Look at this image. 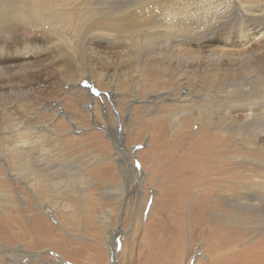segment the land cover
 Segmentation results:
<instances>
[{"label":"rangeland","instance_id":"1","mask_svg":"<svg viewBox=\"0 0 264 264\" xmlns=\"http://www.w3.org/2000/svg\"><path fill=\"white\" fill-rule=\"evenodd\" d=\"M147 1L74 0L59 10L62 15L55 10L61 7H55L52 18L40 20L35 16L31 24L13 22L10 17L0 19V264H19L14 261L19 259L28 264H98L97 255L101 253L104 264H111L113 258L107 256L103 239L114 228L119 230L115 248L119 256L127 255V260L120 257V262L114 255V264H229V258H235L238 264H264V259L260 262L251 254L259 244L264 250V224L257 227L259 221L254 220L236 224L218 216L228 210L218 198L227 185L216 187L207 196L205 202L211 203L207 210L197 202L203 190L193 189L179 208L183 233L177 240H173L176 228L169 230L170 234L164 231L171 225L172 208L154 216L164 180L171 171L168 162L189 155L193 159L215 148L224 153L219 159L225 160L228 176L237 172L231 185L233 193L223 197L248 194L258 199L250 202L264 208V189L245 184L241 163L227 161V155L254 159L253 151L264 157V98L239 106L233 99L219 96L226 95L221 87L234 74L242 78L245 72V78L264 67V49L256 52L261 48L264 23H239L238 17L243 15L237 5H229L213 23L182 21L192 23L190 34L151 35V47L161 45L163 50L165 45L161 43L172 42L170 51L163 50L165 61L153 55L138 68L137 63L142 61L138 50L128 51L117 37L98 34L106 30L105 23L97 22L116 19V11L132 10ZM20 2V8L25 9L24 1ZM88 6L96 10L91 22L83 29L72 30L65 15ZM71 22L77 23L76 18ZM91 28L98 30L90 32ZM132 56L136 59L129 61ZM207 56L213 61H206ZM247 77L238 85L245 92L254 80V76ZM185 86L195 96L212 88L209 101L194 107V119L207 116L209 123L203 126L199 119L189 116L185 125L173 131V100ZM164 90L169 92L161 93ZM155 93L161 96L151 102ZM185 105L189 106L185 111L193 106ZM212 136L218 141L215 145H210ZM19 153L33 158L27 166L39 157L47 159L35 164L44 170L53 163L66 165L59 173L60 167L46 171L54 182H64L57 183L49 196L38 195L35 181H29L31 169L18 174L19 161L13 158ZM84 167L90 168L83 171ZM125 170L131 180L126 187L127 199L125 204L117 203L113 212L115 201L103 189L122 185ZM253 171L257 175L259 169ZM193 172L199 177L197 170ZM87 178L91 181L83 185ZM137 179L144 180L140 188L134 184ZM69 182L81 192L95 184L85 201L68 190L72 187ZM168 192L169 187L165 190ZM98 198L103 199V207ZM163 198L170 199L167 195ZM82 204L88 211L81 209ZM105 206L114 218L108 229L100 227L98 221ZM153 219L155 223L161 219L162 229L153 225ZM216 225L221 233L213 230ZM148 227L153 230L149 239L156 246L143 252ZM236 228L239 232L234 231Z\"/></svg>","mask_w":264,"mask_h":264},{"label":"bare ground","instance_id":"2","mask_svg":"<svg viewBox=\"0 0 264 264\" xmlns=\"http://www.w3.org/2000/svg\"><path fill=\"white\" fill-rule=\"evenodd\" d=\"M20 1H24V4L26 6L25 9H22L24 6L20 8L19 4H23V2H20ZM173 1L174 0H149L143 3L142 5L137 6L136 8L132 10H118L115 13V15H119L118 18L116 19L107 18V19L97 22V23H105L103 30H106V31H98V34H102L106 36L112 35L114 37H117L118 40L122 42V44L126 47L128 51L136 48L139 52L137 56L140 59H142V61L139 64L137 63L136 65L138 68H140L141 64L145 65V63L147 62V59L149 57H152L153 55L154 57H160L161 59L164 60L166 54H164L163 50L168 49V51H170L169 48H172L171 47L172 42L161 43L165 45V47L164 45H162L164 47L163 50H162V47H160L161 45H155L151 47L149 41L154 38V35H157V34L161 35L162 33H164V35H167L166 33L171 34L173 32L180 33V34L182 33L190 34L193 31L192 23H182V21L193 19L195 23H206V22L213 23L218 18V16H223L225 14L226 8L229 5H237L236 8L238 12H241V14L243 15L242 17L240 16L238 17V18H241V21L238 20L239 23H264V0H178L176 2H173ZM68 2H74V0H34L33 2H28L27 0H16V1L15 0H0V19H4L5 17H10L11 21L13 22L22 23L24 21H28L29 24H31L30 22H32L35 16H37V18L40 20L42 18L44 19L52 18L55 14V11H54L55 7H61V8L55 9L56 12L57 11L59 12L60 9L62 10L66 9L64 6H66ZM29 12H33L34 15L32 16ZM75 12L77 13V15L76 13L74 14L73 12H68L65 15V18L70 21V23L68 22V24L70 25V27H72V30H75V28L77 29L85 28L88 25V23L91 22V19L93 15L95 14L96 10L93 7L88 6V9L82 8L80 10V8L79 9L77 8ZM42 13H46V15L45 14L43 15ZM55 18H58V17H55ZM74 18H76L77 23L71 22ZM50 20H53V19H50ZM50 20L47 19L48 22ZM243 20H246L247 22ZM54 21L57 22V20H54ZM259 25L261 27L262 24H259ZM96 30L98 29L91 28L90 32H95ZM259 30L260 29H258V31ZM262 30H264V28L261 29V31ZM149 33H152V34L148 35ZM151 35H153L152 36L153 38L151 37ZM260 35L261 37L259 39L262 42H261L260 50L256 51L258 53L264 49V33L260 32ZM177 45H179V43ZM174 48L175 47H173V49ZM135 57L136 56H132L131 59L129 58L128 59L129 61L130 60L133 61L136 59ZM176 59L178 60V56ZM191 59L194 62V57H191ZM205 59L206 61H209V62L213 61L212 56H207ZM240 73L241 72H239L238 74ZM244 73L243 75L241 73L242 78L240 77V75L234 74L235 76L233 75L231 79H228V80L225 79L226 82L225 84L223 83L221 88L226 92V95L225 96L219 95L221 99H230V100L233 99L234 100L233 104L239 103V106H240L241 104L251 105L252 103L255 102L256 99L264 98V67L258 70L257 73L248 75V77L246 76L247 79H249V77L251 76H254L253 85L246 92L242 91V89L238 87V85L242 83V80H246V77L244 78ZM180 80L183 81L184 78H181ZM167 91L168 90H164L161 93L167 92ZM212 91H213L212 88L207 87L205 94H202V96H195V93L191 92L189 88H187L186 86L183 88V93L178 98L173 100L176 105L175 108L172 109V117H170V119L174 121L173 123H171V127L173 131H175L177 127L182 126L183 124L185 125V121L189 119V116L193 118L192 120L199 119L201 121L200 124L203 126H206L209 123L210 118L207 116L204 118L199 117V118L194 119L195 118L194 107L199 106L201 102H205V101L208 102L209 96L211 95ZM161 93L152 94L150 98L152 100L151 102L158 99L161 96ZM187 103H192L193 106L191 110L185 111V109L188 108L189 106L188 105L183 106V105ZM179 117H182L183 121L181 123L179 122ZM220 129L223 131L225 130V127L221 125ZM211 140L213 141V143L211 142ZM210 142H211L210 145H215L218 141L214 136H212L210 138ZM210 142H208L207 145H209ZM203 153L204 155L198 154L193 159H192V155H189L190 157H184L182 158V160H179V161L170 160L168 162L169 163L168 165L171 171L164 180V183H163L164 188L159 196V202H158L159 209L158 211L155 210V214H154L155 216L157 213L160 212V216H161L162 213H164L163 210L168 211V209L172 208L171 213H173V216L170 218L171 225L168 227H164V231L165 230L167 231L165 233L170 234L169 230L172 232L175 230L174 228H176L177 233L175 234L174 236L175 238L173 240H177L179 237L182 236L183 230H182V225H181L179 208H181L184 200L189 198V196L192 194L193 189L203 190L202 191L203 194L198 195V200L197 199L196 200L197 202L202 203L205 210H207L208 208H210L209 205L211 204L209 202H205L207 196L211 195L213 190L216 187H224L225 185H227L228 187L226 189L221 190V193L218 195V198L227 204L228 210L224 212L223 214H218V216L220 217L221 215H223L225 216V219H227L228 221L236 222V224L239 223V221L248 223V222H252L253 220L257 222L259 221L256 224L257 227H259V225L264 224V208L262 209L258 204H254L250 202V201L258 200L256 199L255 196H251L248 194L243 196L244 194L237 193L236 196H232L229 198L223 197L226 194L233 193V189L231 185H232L233 179L237 177V172H234V171L232 172L230 176H228L229 173L225 169V166H226L225 160L219 159V156L224 155L223 151H220V149L215 148V150L208 149L204 151ZM253 153L256 156V158L254 159H239L236 156L227 155V161H232L233 159H236L237 161L241 163L242 168L244 170V173L241 174V176L243 177L245 184L250 185V186L255 185L258 188L264 189V157H262L260 153L258 152L253 151ZM15 156L16 157H14L13 159L16 158L15 160L19 161L18 162L19 167H20L19 169L20 173H18L19 175H23L27 172V170L31 169L30 174L32 177L29 178L30 179L29 181L30 182L35 181L34 191L38 195L49 196L50 191L54 189L57 183L64 182V181H58L57 183L54 182L53 181L54 179L51 180V178L49 177L50 174H48L46 171H50L51 170L50 168L60 167V169L58 168L60 170L58 171L59 173V172H62L63 168L61 169V167L66 166V165H60V164L56 165L55 163H53L48 169L44 170L43 168H40V165L38 164L47 161V159L45 158L39 157L40 159L39 161L33 162L34 164L31 166L30 164L29 166H27L28 160L33 159L32 157H30V154H28V156H24L19 153ZM48 161L54 162V159H48ZM36 163L38 164L35 165ZM72 168H73V165H72ZM89 168L90 167H84V169L83 168L82 169L83 171H87ZM193 169L197 170V174L199 175V177L195 176ZM255 169H259V172H257L258 173L257 175H255L253 171ZM125 172H126L125 176L122 174V177L124 179V183L122 185H119V186L117 185L115 186V188L106 186L103 189L105 194L108 195L110 199H113L115 201V205L113 204L112 205L113 208L111 207L113 212L115 211V207L117 203L120 206V204H123V203L125 204L124 201L125 199H127L126 198L127 197L126 187L128 183H130L131 180L128 181L129 179L128 172L127 170H125ZM141 175H143V173L140 174V177ZM89 181H91L90 178H87L86 181L85 180L83 181V185L89 183ZM80 183L82 184V181ZM142 183L144 184V180L142 179L140 180L137 179L134 182L137 188H140V185ZM93 184L95 183L90 184L89 186L84 188L83 191L81 192L80 189H76V185H73L72 183H70L72 187L68 186L69 187L68 190L72 194L81 195V199L86 201L87 194L89 196L91 195L89 193V189L91 185ZM167 187H169V192L166 194L165 190ZM248 191H252V190L249 189ZM166 195L169 196L170 198L168 201H165V199L167 198H163ZM178 198L180 201H177ZM102 200L103 199L101 198H98L97 200L100 206L104 205ZM84 206L85 204L84 205L82 204V207H81L82 210L85 209ZM109 209L106 207L105 213L103 212V214L98 218L100 227H104L105 229H108L107 227H109L110 223L114 221L113 220L114 218H112L113 214ZM86 210L87 208L85 209V211ZM154 224L155 226L159 225L158 227L162 229V226H160L162 224L161 219L159 222H156V223L153 219V225ZM256 225H254L253 227H256ZM227 226H230V225H227ZM222 227H225V226H222ZM225 228L227 230H230L227 227ZM213 230L221 233V230L217 225L213 226ZM118 231L119 230L114 228L109 233L108 238L106 240L103 239V242H104L103 244L107 246L105 249L108 253L107 256H110L111 257L110 259L113 258L111 264H114V255L117 256L116 259L118 262H120V259H119L120 257H122L124 260H127L126 253L125 255L119 256L120 254H118L117 252V249H116L117 247L115 248V245H114L116 242ZM146 231H147L145 233L146 242L143 241L144 244L142 243L143 246L145 245L143 252H146L149 248H153L154 246H156V242L149 239V237L153 236L152 228L148 227ZM234 231L239 232L238 228H236V230ZM100 239H102L101 236H100ZM230 243L235 244L234 241H231ZM211 249H213V247ZM20 251L23 254H28L24 250H20ZM151 251H150V254H151ZM251 254H254L253 259H259L260 262H262V260L264 259V250H263L262 245L259 244L257 247V250L252 252ZM130 256H129V259H130ZM97 258H98L97 260L98 264H104L105 257L102 253L100 255H97ZM244 258L246 259V257ZM234 259L235 258H229L228 263L238 264L235 261H233ZM14 261L18 262L19 264H28L27 261L20 260V259L14 260Z\"/></svg>","mask_w":264,"mask_h":264},{"label":"snow or ice","instance_id":"3","mask_svg":"<svg viewBox=\"0 0 264 264\" xmlns=\"http://www.w3.org/2000/svg\"><path fill=\"white\" fill-rule=\"evenodd\" d=\"M137 167H139V165H137Z\"/></svg>","mask_w":264,"mask_h":264}]
</instances>
